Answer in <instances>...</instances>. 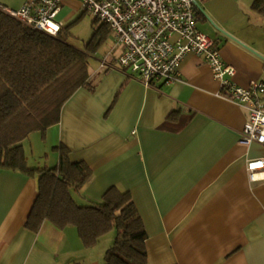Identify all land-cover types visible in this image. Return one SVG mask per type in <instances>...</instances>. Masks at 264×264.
<instances>
[{
    "label": "crops",
    "instance_id": "0c3cea01",
    "mask_svg": "<svg viewBox=\"0 0 264 264\" xmlns=\"http://www.w3.org/2000/svg\"><path fill=\"white\" fill-rule=\"evenodd\" d=\"M25 1L0 6L17 10ZM255 1L198 0L199 29L243 86L264 78V13ZM80 12L79 0H63L57 19L66 26ZM113 51L114 67L90 63L95 88L77 89L47 129V165L58 164L60 145L89 164L93 176L73 192L82 205H101L113 185L130 191L148 234V264H264V173L253 181L247 169L264 144L241 141L248 108L221 95L194 53L176 81L148 87L118 66ZM37 181L38 173L0 167V264H106L110 232L86 248L75 226L25 227Z\"/></svg>",
    "mask_w": 264,
    "mask_h": 264
},
{
    "label": "trees",
    "instance_id": "16d2710c",
    "mask_svg": "<svg viewBox=\"0 0 264 264\" xmlns=\"http://www.w3.org/2000/svg\"><path fill=\"white\" fill-rule=\"evenodd\" d=\"M253 8L264 13V0H256ZM200 13L198 8L197 17ZM112 33L101 22L90 40L78 47L68 40L67 25L52 36L0 6V167L38 173L37 196L26 228L37 232L47 220L62 229L72 225L86 248L116 230L105 263L148 264V234L130 191L113 185L103 194L101 205L79 204L73 192L93 176L89 164L73 161L70 150L60 145L57 165L29 166L22 143L32 132L41 131L44 136L58 123L64 104L77 89L95 88L90 60Z\"/></svg>",
    "mask_w": 264,
    "mask_h": 264
},
{
    "label": "built area",
    "instance_id": "2783aa9c",
    "mask_svg": "<svg viewBox=\"0 0 264 264\" xmlns=\"http://www.w3.org/2000/svg\"><path fill=\"white\" fill-rule=\"evenodd\" d=\"M63 0H26L17 10L3 8L25 24L57 36ZM84 11L107 23L121 49L116 62L148 87L154 81H176L185 56L204 59L222 87L221 95L248 108L241 132L243 143L264 144V78L243 86L234 80L236 68L223 60L216 41L198 27V0H79ZM109 55V54H108ZM103 58V67H114ZM249 178L264 173V156L249 160Z\"/></svg>",
    "mask_w": 264,
    "mask_h": 264
},
{
    "label": "rangeland",
    "instance_id": "374dc122",
    "mask_svg": "<svg viewBox=\"0 0 264 264\" xmlns=\"http://www.w3.org/2000/svg\"><path fill=\"white\" fill-rule=\"evenodd\" d=\"M94 20V15H92L88 11L78 13L75 18L66 23L67 30L69 31L68 40L78 47H83L84 44L90 40L95 29L98 28L101 24L100 20H97L95 22ZM112 51L113 55L116 56L115 58H117L121 53V49L116 48V39L114 33H112L109 36L108 40L99 48L98 52L95 54V58H91L90 63H94L98 59H103L107 55V52L112 53ZM111 55H108V57H110ZM43 137L44 136L41 135V132L37 131L36 133L34 132V134H30L23 143L25 146L26 155L28 157L29 166L44 167L45 165H47L45 154L47 153L48 148V153L52 154V152L50 151V145H47V142L44 141ZM115 235L116 230L110 231V238L115 239ZM113 242L114 241L112 240V242H110L111 244L109 245L111 246Z\"/></svg>",
    "mask_w": 264,
    "mask_h": 264
},
{
    "label": "water",
    "instance_id": "95a60500",
    "mask_svg": "<svg viewBox=\"0 0 264 264\" xmlns=\"http://www.w3.org/2000/svg\"><path fill=\"white\" fill-rule=\"evenodd\" d=\"M197 6L200 10H202V7L200 6L199 2H197Z\"/></svg>",
    "mask_w": 264,
    "mask_h": 264
}]
</instances>
